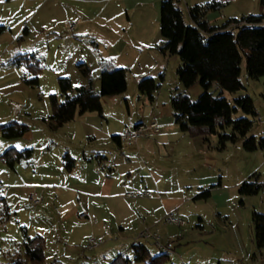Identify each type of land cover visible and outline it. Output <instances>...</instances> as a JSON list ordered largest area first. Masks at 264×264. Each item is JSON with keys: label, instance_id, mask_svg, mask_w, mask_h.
<instances>
[{"label": "rangeland", "instance_id": "rangeland-1", "mask_svg": "<svg viewBox=\"0 0 264 264\" xmlns=\"http://www.w3.org/2000/svg\"><path fill=\"white\" fill-rule=\"evenodd\" d=\"M161 1L0 0V24L8 29L0 35V124L17 120L29 126V131L18 138H5L0 131V154L10 147L32 148L31 162L18 163L19 172L25 173L27 167L39 168L37 164L49 160L55 172L58 166L62 170L59 178L68 187L63 192L49 189L42 196L33 188L8 183L6 173H16L0 159V194L8 198L11 214L0 221V264L8 261L10 240L20 246L27 238L23 227L30 237H45L43 264H110L121 253L132 256L130 244L135 239L147 244L152 254L166 252L154 239L139 236L148 222L139 219L123 232L116 218L110 216L115 206L150 211L151 200L156 197L168 207L174 205L171 211L186 221L183 226L169 222L168 212L158 227L151 229L163 244L171 245L165 264H264V247L257 246L253 221L254 211L264 213V149L247 151L243 139L219 149L217 137L203 145L180 130L171 105L173 93L186 91L196 99L202 87L196 82L184 88L177 72L180 57L160 51ZM208 1L182 0L181 5L187 14V7ZM263 9L262 0H237L223 7L222 17L215 23L223 24L230 16L258 15ZM66 21L74 25L72 31ZM26 53L35 54L40 63L38 85L26 82L35 75L24 65L10 64L16 55ZM102 60L128 69L127 90L104 96L102 115L77 112L74 119L53 128L50 95L57 94L63 100L58 78H71L75 87L87 84L78 67L85 62L99 89ZM143 76L161 83L153 101L139 91ZM241 79L245 88L234 94L225 91V95L231 101L244 94L252 97L258 115L249 135L259 140L264 137V75L250 78L244 60ZM235 117L252 119L241 110ZM154 118L159 132L152 129L150 138H142V154L132 157V162L120 161L122 153L127 155L135 149L120 147L112 135L140 122L151 123ZM89 136L94 140L89 142ZM98 151H104L112 161L119 160L113 172L108 165L102 166L117 178L119 197L112 202L87 194L91 187L80 180L99 165V159L94 157L89 162L84 155ZM66 153L75 160L72 171L65 167ZM255 174L263 183L262 189L255 195H241L240 185ZM12 176L10 180L17 177ZM143 191H150L152 197L127 196L128 192ZM205 191L208 197H197ZM31 193L42 202L33 205ZM85 210H94L90 214L95 213V218H80ZM91 237L99 243L94 248L90 247Z\"/></svg>", "mask_w": 264, "mask_h": 264}, {"label": "trees", "instance_id": "trees-1", "mask_svg": "<svg viewBox=\"0 0 264 264\" xmlns=\"http://www.w3.org/2000/svg\"><path fill=\"white\" fill-rule=\"evenodd\" d=\"M182 0H162L160 7V33L163 38L160 51L164 54L178 55L181 65L177 72L184 88L199 82L202 92L192 99L186 91L176 90L171 97V105L176 124L184 134L191 137H203L209 143L211 136H217L219 149H225L228 143L244 140L247 151L264 149V137L259 140L249 135L258 113L252 97L248 94L234 97L231 101L225 91L237 93L244 89L242 82V64L250 78L258 79L264 75V15H249L230 18L223 24L214 25L206 19L211 11L221 9L224 4L211 0L203 4L187 7V14L181 5ZM0 24V35L7 31ZM11 65H24L35 77L27 79L31 85H38L41 71L35 54H18ZM78 67L87 78V84L75 87L69 77H59L58 83L63 100L57 94L50 95L52 115L50 125L58 128L75 118L77 112L96 111L102 115L104 96H113L125 92L128 88V69L116 67L108 60L101 61L99 89L96 88L90 67L81 62ZM161 78L163 76L161 75ZM161 83L152 76H143L138 82L139 91L154 100ZM248 117H235L239 111ZM140 124H136L138 126ZM5 138H18L29 131V126L17 120L0 124ZM114 140L123 142L121 135H113ZM127 143V142H126ZM33 149L18 150L14 147L0 154V159L9 167L17 163L31 162ZM65 167L71 171L75 160L68 153L64 156ZM255 174L239 187L241 195H255L260 192L263 183ZM209 192L197 197H208ZM0 211L5 219L10 216L6 197L0 194ZM255 240L259 248L264 247V213L254 211ZM132 256L123 253L115 257L110 264H165L169 253L152 254L142 242L131 246ZM9 257V258H8ZM6 264H43L46 259V240L41 234L27 236L18 251L8 255Z\"/></svg>", "mask_w": 264, "mask_h": 264}, {"label": "crops", "instance_id": "crops-1", "mask_svg": "<svg viewBox=\"0 0 264 264\" xmlns=\"http://www.w3.org/2000/svg\"><path fill=\"white\" fill-rule=\"evenodd\" d=\"M218 1L223 2L224 6H225V5L229 4V3L237 1V0H218ZM262 1L264 3V0H262ZM195 4H203V3H195ZM223 7L221 9H219L218 11L209 12L206 15V19L208 21H210L214 25H220V24H217L215 22L222 17L221 15H222ZM250 15H253V14H250ZM258 15H264V9L261 12V14H258ZM246 16H249V15H242L240 17H238V16H230L228 18L229 19L230 18H241V17H246ZM228 18H226V21L228 20ZM152 122H155L158 125V120H156L155 118L153 119V121H151V123ZM137 124H144V123L140 122V123H137ZM134 127H136V125H134L133 127L131 126L130 128H134ZM126 128H128V127H126ZM126 128H125V130H126ZM125 130H124V132H125ZM123 133L114 134V135H122ZM162 135L163 134H159L160 137ZM146 137L150 138L151 134L149 133L148 136H146ZM212 137H217V136H211L209 138V140ZM87 138H88V141L90 142V141L94 140L95 137L94 136H89ZM141 139L138 142H136V144L135 143L134 144H127V145L123 146L124 145L123 143H126V142H119L118 140H114L112 138V140L114 142H116L120 147H125V149L127 147L135 149V151L128 150L131 153H129L127 155L125 153H122L120 161H124L125 162L127 160V161H131L132 162V159H131L132 157H137V156L139 157L140 154H142V152L145 149V146H144L145 145V141H144V139H142V140ZM194 139H195V141H197V142H199L201 144L203 143V145L209 144L211 142V140L209 141V143L208 142H204L203 137H195ZM143 141H144V143H143ZM1 148L3 149L4 145H2ZM136 149H137V151H136ZM95 150H98V149H95ZM94 157L99 159V165H97V167L94 166V169L91 170L92 173L89 172V171L86 174L84 173L83 177L80 180H82L84 183H86L87 185H89L91 187V190H90L91 193H87V194H90L93 197L103 198V199H106V201H109V202L111 201L112 202V200H116L119 197V193L117 192V190H118L117 178H115L113 176V174L112 175L111 174L110 175L107 174L105 169L102 166L103 165H108L109 172H113V170H115L113 168V165L115 166L116 162H119V160H114V161L110 160L109 157L106 156V153L104 151H100V152L98 151L95 154L84 155V160H88L89 162H91V161H93ZM47 161L48 162H45V163L43 162V163L37 164L39 168H37V166H34V168H31V167L25 168V171H26L25 173H23L21 170H20L21 172H19L18 165H17L18 163L15 165L14 168H11V167H9L7 165L11 171H15V173H16V174H11V173H6L5 172L6 175L8 176V179H9V180H7V182L8 183L11 182L12 184L14 182H17L16 186H19V187H22V186L25 187L26 186V187H29L30 189L33 188V191H36L39 195H42V196L45 195V193L49 189L60 190L62 192L64 190L66 191V189L68 187H65L66 186L65 184L67 182H65V180L63 182L62 179L59 178V175L60 176L63 175L62 174V170L59 171V166H58V169L55 172V170L52 168V166L50 164V161L49 160H47ZM20 163L23 164V165H27V164H24L25 163L24 161H21ZM32 173H33V175H32ZM151 173L156 178L160 177V175L157 174L154 171H151ZM56 174H58V175H56ZM129 174L131 176L132 172H129ZM12 175H17V177H15L14 180H10L13 177ZM28 175H31L32 178H30V176H28ZM57 177H58V179H57ZM13 186L14 185H12V187ZM30 189H28V190H30ZM0 191H2L1 188H0ZM77 192H79V191H77ZM57 195L55 196V198H57ZM6 200H7V203L9 205L8 198H6ZM151 201L153 203L150 205V207H151L150 211L145 210L143 212V211L139 210L135 206H133V207H131V206H129V207L128 206H119V207L115 206L113 212L110 213V216L111 217L113 216V218H116V220H117L116 224L120 227L121 231H123V232H125L126 226H128L129 224H134V222L138 221L139 219H143L144 221L148 222L147 223L148 227L146 229H144V230H150L151 231L152 228H157L159 223H160V221H161V219H163V217L166 216V214L168 212H172L171 210L174 209L173 208L174 205L171 206V207H168L166 204H164L163 203L164 200L162 198H158V197L152 198ZM175 208H176V206H175ZM85 211H87L89 214L91 212H95L94 210H91V211L85 210ZM90 215H92V214H90ZM10 216H11V214H10ZM10 216H9V218H10ZM91 218H95V213L93 214V216L88 217L87 219H91ZM3 220H5V218L3 217V215H2V213L0 211V221H1V223L3 222ZM23 229L25 230V236H29L30 237V235H28V233L26 231L27 230L26 227H23ZM110 230L113 231V228H110ZM58 238H59V240L63 239V237H58ZM64 241H62L63 244H64ZM131 242L132 243L130 245L132 246L134 243L139 242V241L137 239H135L134 241H131ZM10 244H11V246L7 250V254L8 255L11 254V253H14L15 251H18V249H19L18 248L19 247L18 243L16 241L10 240ZM146 246H147V244H146ZM149 250L151 251L150 248H149ZM3 264H6V263H3Z\"/></svg>", "mask_w": 264, "mask_h": 264}, {"label": "built area", "instance_id": "built-area-1", "mask_svg": "<svg viewBox=\"0 0 264 264\" xmlns=\"http://www.w3.org/2000/svg\"><path fill=\"white\" fill-rule=\"evenodd\" d=\"M263 23H264V18H263ZM66 26L69 28L70 31L74 29V25H71L67 21L65 22ZM155 130L156 132L158 131V125L155 122L149 123V124H140L134 128H127L125 132L121 135V140L123 142H128L130 144H134L138 142L141 138H144L148 136L150 130ZM129 197H134V196H139V197H151L152 194L150 191H143V192H129L127 193ZM29 200L33 205L40 204L42 202V198L39 197L38 195L31 193L29 196ZM93 216L90 215L87 211H83L79 214V217L82 219L88 218ZM167 221L175 223L179 226H183L186 224V221L183 218L176 217L173 212H170L167 216ZM140 237L142 238H151L154 239L155 242L158 244L159 247L164 249L167 253L170 252L171 250V245H165L161 242V238L159 237L158 234L151 232L150 230H143L140 232ZM89 243L90 247L94 248L97 246L99 243L95 241L93 237L89 238Z\"/></svg>", "mask_w": 264, "mask_h": 264}]
</instances>
